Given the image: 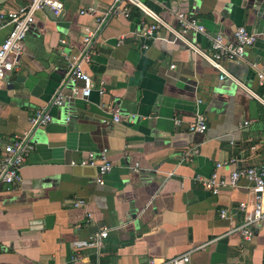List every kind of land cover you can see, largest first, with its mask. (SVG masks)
<instances>
[{"label": "crops", "instance_id": "obj_1", "mask_svg": "<svg viewBox=\"0 0 264 264\" xmlns=\"http://www.w3.org/2000/svg\"><path fill=\"white\" fill-rule=\"evenodd\" d=\"M60 1L54 18L37 11L16 68L0 83V148L64 95L31 135L35 149L18 188H0V264H162L187 252L188 264H264V220L250 241L229 232L244 221L234 211L252 201L250 182L220 195L204 183L218 162L235 159L220 170L226 177L245 163L264 165V0H143L176 27L178 11L197 17L205 32L186 36L207 54L219 32L227 41L240 25L258 33L242 61L223 60L232 75L224 79L166 28L157 39L141 36L142 22L153 19L125 0ZM9 29L0 28V43ZM88 29L90 59L81 64L95 87L86 99L74 95L81 83L69 72ZM111 108L122 119L108 125ZM198 113L207 118L203 133L190 130ZM103 148L114 167L100 185L97 167L79 162ZM105 227L103 245L93 244Z\"/></svg>", "mask_w": 264, "mask_h": 264}, {"label": "built area", "instance_id": "obj_2", "mask_svg": "<svg viewBox=\"0 0 264 264\" xmlns=\"http://www.w3.org/2000/svg\"><path fill=\"white\" fill-rule=\"evenodd\" d=\"M125 1L133 7H137L153 19L151 23L142 22L141 36L152 40L157 39L160 38V30L166 28L174 35L171 40L172 42L184 41L194 49L196 53L203 55L206 60L220 72L221 79L227 76L232 77L223 65V60L226 59L233 62L242 61L246 57L247 50L252 47L258 39V33L252 32L247 27L240 25L234 30V41H227L224 35L219 32L213 38L212 52L207 54L201 51L198 44L194 41H190L186 36L190 31H194L195 33L205 32V26L197 17L189 15L185 11H178L175 14L176 23L178 24V27H176L150 8L143 0ZM46 6H49L56 15L62 13L63 3L60 0H26L24 5L17 8H0V28L6 25L10 26L5 39L0 43V83L4 82L9 73L16 68L24 52V39L35 22L36 13ZM89 10L92 9H88L87 11ZM82 12L84 13L85 10ZM123 12L126 16L129 15L127 10ZM92 36V31L88 29L84 37V53L73 58V63L69 72V78L73 82L79 81L81 83L79 86L73 88L74 95L86 99L91 95L95 83L90 73L84 70L81 62L82 60L87 61L90 59L87 46L91 42ZM62 42H65V40H62ZM145 47H147V44ZM258 77L261 82L264 81V73L260 72ZM100 84L98 91L100 95H104L106 92L104 82ZM260 100L264 103L263 98L260 97ZM63 103L64 95L59 91L52 98L48 106L36 109L31 115V128L29 131L15 135L11 141L2 143L0 148V188L3 187L6 191H13L18 188L22 181L21 170L24 163L35 149V144L31 138L33 131L39 127L46 126L52 120V115L49 110L50 106H61ZM110 113L112 117L104 119L106 124L111 125L122 119L118 108H111ZM207 128L206 116L203 113H198L195 121L190 126V130L203 133ZM79 163L81 165L97 167V181L100 185L106 183V176L114 167L113 162L109 158L107 148H103L100 151H89L86 157ZM231 164H235V159H231L229 162H218L216 169L210 177L205 179L204 183L213 195H220L224 187H237L241 179H247L250 182L253 194L252 201H240L234 211L235 214L241 211L244 216V221L239 225H232L229 230L230 233H240L244 241H250L255 235V225L264 220V165H251L245 163L244 165L232 168L228 177L220 174L222 167H231ZM219 214L222 218H226L230 215V211L227 207L221 208ZM108 233V228L105 227L101 229V231L92 236L91 242L95 245L102 246L103 240L108 236ZM189 262L190 253L187 252L165 260L162 264H188ZM151 263H153V261Z\"/></svg>", "mask_w": 264, "mask_h": 264}, {"label": "water", "instance_id": "obj_3", "mask_svg": "<svg viewBox=\"0 0 264 264\" xmlns=\"http://www.w3.org/2000/svg\"><path fill=\"white\" fill-rule=\"evenodd\" d=\"M6 1L8 0H0V5L5 3ZM44 9L49 13L50 16H52L53 18L55 17L53 10H51L49 6H46Z\"/></svg>", "mask_w": 264, "mask_h": 264}]
</instances>
